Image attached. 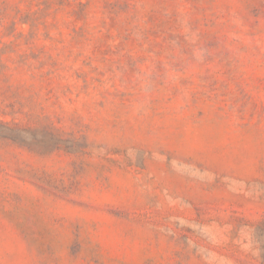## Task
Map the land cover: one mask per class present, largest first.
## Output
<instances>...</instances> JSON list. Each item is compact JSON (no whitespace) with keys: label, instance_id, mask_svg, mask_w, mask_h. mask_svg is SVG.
Returning a JSON list of instances; mask_svg holds the SVG:
<instances>
[{"label":"rangeland","instance_id":"1","mask_svg":"<svg viewBox=\"0 0 264 264\" xmlns=\"http://www.w3.org/2000/svg\"><path fill=\"white\" fill-rule=\"evenodd\" d=\"M0 264H264V0H0Z\"/></svg>","mask_w":264,"mask_h":264}]
</instances>
